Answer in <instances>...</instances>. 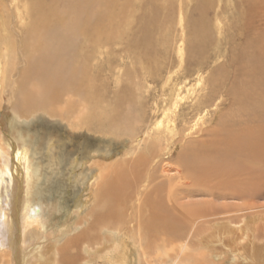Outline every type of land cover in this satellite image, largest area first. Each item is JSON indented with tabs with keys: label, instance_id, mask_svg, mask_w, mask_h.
<instances>
[{
	"label": "bare ground",
	"instance_id": "6f19581e",
	"mask_svg": "<svg viewBox=\"0 0 264 264\" xmlns=\"http://www.w3.org/2000/svg\"><path fill=\"white\" fill-rule=\"evenodd\" d=\"M139 2L0 0V264H264L256 196L216 203L264 182V0L180 1L160 46Z\"/></svg>",
	"mask_w": 264,
	"mask_h": 264
},
{
	"label": "rangeland",
	"instance_id": "374dc122",
	"mask_svg": "<svg viewBox=\"0 0 264 264\" xmlns=\"http://www.w3.org/2000/svg\"><path fill=\"white\" fill-rule=\"evenodd\" d=\"M180 1H183L184 3V9L186 8L189 10L192 8L193 4L195 3V0H173L174 2V17H175V21L172 24V27H168L166 24V17L168 14V11L166 9L163 8L164 4H165V0H140L139 2V6L137 8L136 11L133 12L132 16L128 17V24H127V41H130L131 39H141L145 34L148 35V37L150 38V41L154 44V45H158L160 46L162 44V37H164L168 32H171L172 35L174 36H178L181 33V30L183 29L178 21L179 17V3ZM219 0H214V2H218ZM226 2L229 4V11L226 14L227 16L232 17L234 20L237 19V17H239V13L235 12L232 9V6L235 2V0H221L220 5L224 6L226 5ZM159 5L160 7L162 6V8L160 9L159 12L155 13L154 9L155 6ZM262 9V8H261ZM177 13V14H176ZM264 14V12L262 13ZM225 15V14H224ZM214 22V21H213ZM214 24H212V32H214ZM144 29H146V32H143ZM215 33H213V41L210 42L208 44L207 48H211L210 50V54L214 53V49L216 52L219 51V53H223L228 55L229 54V45L225 46L223 44H217V39H215ZM177 37V38H178ZM192 39V38H190ZM219 47V48H217ZM222 49V50H220ZM177 48L172 47V49L167 53L168 57L169 56H173V57H177ZM222 54V55H223ZM212 56V55H211ZM216 59V60H215ZM227 60V57H219V58H210V65H209V70L207 69L205 71L204 75H207L209 73V71H211V69L216 68V66H219V64L221 65L222 63H225ZM214 61V63H212ZM212 64V65H211ZM212 66V67H211ZM177 68V67H176ZM112 79H114L112 77ZM194 80H192L191 84H195L196 80L195 78H193ZM163 83L160 84H155L151 86V93L155 94V95H159L162 96V92H163ZM195 88L196 90H198V93H202L201 91V85H196L195 84ZM194 96V97H193ZM193 101H195V95L192 94V92L189 93L188 98H186L185 100L182 101V104L180 103V110L183 111H188L189 106L193 103ZM188 102V103H187ZM228 107V102H224L220 107H219V116L223 111H226ZM211 116H208L207 123H205V125L202 126H206L209 128H212L214 126H216V121L219 118L218 116L211 122L209 123ZM181 125V124H180ZM179 135H176V138ZM176 140V139H175ZM182 143L178 142L177 145L174 146L173 151H176V153L180 150ZM174 175H178L176 174V171H173ZM15 174L17 175L18 173L15 172ZM182 185H184L185 183H181ZM236 187L238 189H242V186H237ZM253 188V189H251ZM245 189V191H249L251 194H255L252 195L251 197H247L245 199H238L237 197H233L235 199L229 198L226 199L224 198L223 200L217 201L216 203H219L220 205H222V203H231V204H237L240 208H243L245 206V204H243L245 201L250 202L249 199H252L251 202V207H256L257 210H259L260 212L264 213V182H262V184L259 187L254 188V186L248 185ZM246 197V196H245ZM243 202V203H242ZM261 206V207H260ZM37 207H35L36 209ZM36 215V214H35Z\"/></svg>",
	"mask_w": 264,
	"mask_h": 264
}]
</instances>
